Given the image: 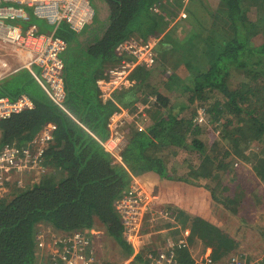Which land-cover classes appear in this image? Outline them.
<instances>
[{"label": "trees", "instance_id": "obj_1", "mask_svg": "<svg viewBox=\"0 0 264 264\" xmlns=\"http://www.w3.org/2000/svg\"><path fill=\"white\" fill-rule=\"evenodd\" d=\"M101 1L108 8L107 15H102L101 21L93 20L83 43L75 36L81 32L72 33L65 25L54 30L67 45L72 41L76 44L68 45L62 57L68 114L38 100L33 111L0 121V149L7 145L21 148L46 124L56 127L54 139L43 154L46 172L24 186L17 180L7 182L6 193L0 196V264H53L37 239L40 233L50 230L70 234L90 230L96 222L104 226L106 235L127 257L131 256L133 249L122 238V227L112 206L132 177L145 173L201 186L214 198L226 193L220 204L240 213L245 191L233 194L222 181H236L231 178L237 174L234 165L244 160L247 147L254 141L264 142V0L257 4H253L256 0H220L216 14L207 11L208 18L204 17L203 22L193 9L196 0ZM245 1L251 9L245 10ZM165 3L177 4L176 10L167 14ZM180 11L187 17L175 21ZM151 37H160L154 49L156 64L157 56L168 61L172 55L182 53L188 59L183 62L181 75L174 72L165 78L160 76V86L173 92L172 98H165L160 86L152 95L143 92L156 64L149 69L136 68L130 75L136 85L114 95L123 108L154 99L145 131L128 132L120 162H115L91 136L106 137V122L117 109L113 103L98 101L95 81L107 67L121 60L116 56L118 45ZM194 100L199 103L194 105ZM222 109L245 115L246 119L238 118L233 124ZM197 110H202L206 120L216 123L220 130V138L211 148L201 138L204 126L195 122ZM246 132L253 136L244 137ZM189 153L198 158L195 163L183 161L180 174L171 160L177 154ZM251 156L256 162V175L264 180V150L254 147ZM192 179L205 184H195ZM181 220L180 224L189 230V245L198 240L206 248L213 247L210 263L235 250L236 243L213 225L195 217L187 227L186 219ZM176 256L179 264L193 262L189 250L177 251ZM134 263L148 264V259L140 251Z\"/></svg>", "mask_w": 264, "mask_h": 264}, {"label": "built area", "instance_id": "obj_2", "mask_svg": "<svg viewBox=\"0 0 264 264\" xmlns=\"http://www.w3.org/2000/svg\"><path fill=\"white\" fill-rule=\"evenodd\" d=\"M25 9L30 10V13ZM31 14L54 29L50 33H41L37 26L29 22ZM93 16L94 11L87 0H0V43L13 46L22 56L28 55L25 68L35 65L41 69L44 80L42 86L49 103L67 114L62 75L64 64L60 57L67 49V43L56 36L54 30L65 25L72 33L78 34ZM16 22L26 23L27 29L24 31L22 26H16ZM159 40L160 37H151L146 41L134 38L121 43L115 49L116 56L121 60L115 66L107 67L95 81L98 101L113 103L117 109L106 122V138L100 140L92 134L91 136L115 162H120V152L126 144L127 125L134 123L137 132L145 131V125L143 123V127L141 122L145 121L146 115L148 117V110L154 99L148 98L145 102L138 101L129 108H123L116 103L114 95L118 90L132 87L134 82L130 75L136 68L152 67L156 57L154 49ZM34 108L35 102L27 95L0 97V121L33 111ZM195 122L200 125L207 123L202 110L197 112ZM55 130V125L46 124L25 146L17 148L7 145L0 149V191L5 189L12 176L21 184L17 177L20 180H29L33 171H37V175L46 172L43 154L52 143ZM160 204L159 194L134 176L126 191L114 201L113 215L122 227V238L135 254L146 245H153L150 243L152 234L144 228V217L149 210ZM164 214L168 216L167 213ZM164 214H160L161 217ZM93 232L80 230L70 234L57 233L48 245V249L51 246V254L48 255L53 264H92L94 244L98 238V234ZM188 236V231H182L180 237L184 238L168 240L162 246L148 251V264H179L176 251L188 247L185 240ZM44 238L42 234L37 237L40 245L46 248ZM204 259L206 263H210L209 256ZM238 259H232L231 262L244 264L241 258Z\"/></svg>", "mask_w": 264, "mask_h": 264}, {"label": "rangeland", "instance_id": "obj_3", "mask_svg": "<svg viewBox=\"0 0 264 264\" xmlns=\"http://www.w3.org/2000/svg\"><path fill=\"white\" fill-rule=\"evenodd\" d=\"M87 1L89 2L90 6L92 7L94 11V14L96 15L95 20L97 21L103 20L102 15L104 16L107 6H105L101 0H87ZM219 3H220V0H196L195 4H193L194 5L193 9L195 11L196 16L202 17V22H203L205 21L206 18H208V15H207L209 14L208 12H210L213 16L216 14V9L219 7ZM255 3L257 4L258 0H256V2H254L253 4ZM244 4L246 7L245 10H247V8L249 9L252 8V6H250L248 2L245 1ZM176 5L177 4L173 6L172 5L168 6V4L165 3L163 6V10H165L167 14L168 13L172 14L176 10ZM183 17H187L186 13L180 11L178 16L175 17L176 18L175 21L184 19ZM7 23L14 24V22H7ZM40 26L42 27V25ZM52 30L53 28L48 27L46 25H44V27L41 29L42 32H46V33H50ZM75 36H76L77 42L79 41V43H83L84 41L83 34L80 36H77V35ZM182 38H185L184 33H183ZM68 45L69 47H72L73 45L75 46L76 44L72 41V44H68ZM68 45H67V48H69ZM63 55L64 53L60 55L61 59ZM157 57L159 58L158 59L159 62L156 64V60H157L156 58L153 64V65L155 64L156 65L155 67L152 68V73L147 78L150 81L148 82L147 85H145V87H143V92L148 93L149 95H152V91L161 85L159 79L162 74H163L161 76L162 78H165V76H168L169 73H174V72H177L178 75H181V73L184 72V69H185L183 62H185L188 59V57L185 58V56H183L182 53L180 54L177 53V54L172 55L171 57H169L168 61L166 59H160L161 57L159 56ZM135 85H136V82H134L132 86H135ZM126 89H128V87ZM122 90H125V89L118 90L115 93V95L121 93ZM159 90L163 93V96L165 98L168 97L167 95H169L172 98V95L174 94L173 92L171 93V91H167V90L164 91L162 89V86L159 87ZM66 93L67 92L65 91V95L67 98ZM6 94L7 93L2 88H0V97H5L8 95ZM143 97L144 96H140V98H143ZM169 100H172L171 102H173V99L169 98ZM142 101L145 102V99H143ZM198 103L199 101L194 100V105ZM65 106L67 107V104H65ZM263 108L264 107H262V109ZM198 111L199 110H197V112ZM222 111L229 118V120L233 122V124L235 122L237 123L239 119L241 120L246 119L245 115H240V116H238V114L234 115V113H229L225 109H222ZM149 122L150 121H148V117L146 115L145 121H142L141 125L143 126V123H144L145 128H146ZM203 126H204V130H203V134L201 135V138L207 144V148H211L212 145L219 140L220 130L218 128V125L216 123L210 122L209 119L207 123ZM132 129H135V125L134 123H129L127 125V132H129ZM245 136L252 137L253 135L251 134V132H246L244 137ZM254 147L262 148L264 150V142L258 143L254 141L252 145H249L247 147L249 149L247 153H245L244 160H239L240 162L237 161V165H234L235 166L234 168H236L237 170V174L232 176L231 178H234L236 181H234L231 184H227V180L222 181L223 185L229 188L228 191L232 190L233 194L239 191L241 192L245 191L244 193L246 196L244 197V200L241 206L239 207L240 213L235 214L234 212L227 210L220 204L221 202L220 200L221 199L223 200L225 198L226 193H224V195H216L214 198L208 189H205L201 186H196L190 183H184L185 185L184 186L182 185L183 193H186L187 191H190V190L194 192H198V191L202 192L201 190H203L204 192L206 191L208 194H210V196L208 195L210 198L207 197V201H209V199L211 200L212 206L210 209H211V212L213 211L212 215H214V218H215L214 221L218 220V222L221 225L220 229L217 227L216 228L219 229L224 234L228 235L236 243V248L233 252L227 255V257L222 258L220 261L215 262L214 264H236V263H232L231 260L238 259V258L240 259L241 256L243 258L244 264H254L255 261L259 262L258 264H264V180L258 178V176L256 175V170H255L256 162L252 161L254 158L251 156V152ZM197 158L198 156L192 153H189L188 156L177 154L172 158L171 162L172 163L174 162V166L173 164L172 166L178 169L177 172L181 174L182 171L179 169H181V167L185 164V163L183 164L182 162L183 161H194L195 163ZM186 166H187V170L185 172L188 173L190 168L188 167L187 164ZM183 172H184V169H183ZM31 174L32 175L30 176V178L33 179L32 182L36 181L39 178V175H37V171L31 172ZM14 177L15 176H12L11 178H14ZM177 177L178 175H175V178ZM11 178L9 179L10 183L13 181ZM17 179L20 181L19 177H17ZM192 180L194 181L195 184H205L204 181L197 182V180H194V179ZM32 182H29V183H32ZM25 183L26 182H21V185L24 186ZM5 190L6 189L0 191V196L6 193ZM168 191H165L164 189L161 192L162 193L161 195H163L164 200H165L164 192L167 193ZM179 194L182 195L180 192ZM185 196L187 197V195ZM159 198H160V203H161L160 206H157L153 210H149L147 212V215L144 217V222H145L144 228L146 231H150V233L152 234L150 243L153 244L152 246L146 245L144 249L150 246L149 250H151L153 248L162 246L168 240L171 241V240H177L180 238H184V237H180V235H182V231H185L186 229L184 228L182 224H180L179 220L186 219V224L188 225L187 227H189L193 219H195L192 217H196V216L189 215V213L187 212L179 211L177 209V207L175 206L176 205L175 202H177L180 199H177L176 201L175 200L163 201L162 197L159 196ZM198 201L201 203V201H204V198L202 197L200 198V200L198 198ZM162 213L163 214L167 213L168 216L165 219H163L165 217V214L163 215L164 217H161L160 214ZM169 216H170V220L164 222V220L169 219ZM202 220L204 219L202 218ZM204 221L208 224H211L206 220ZM211 225H213L214 227L217 226L216 224H211ZM40 229L44 230V228H40ZM90 230L94 231L93 233L98 234L97 235L98 238L96 240V244H94V250H93L94 261H95L94 264H121L123 263V261H125L127 256L120 250V248L115 244L112 238L106 235L105 228L102 224H100L99 222H96V224ZM186 231H189V230L187 229ZM163 233L164 234L167 233V236L162 238ZM40 234H44V236L46 237L45 251H47L49 254L51 250V246H49L50 250L48 249L49 241L51 240V238H53L55 235H58L59 233L57 234L55 232H50V230H48ZM185 240L187 242L188 247L181 248L177 251L181 253H184V252L187 253V250L190 249L191 255L188 257H190V259L194 262L193 263L191 261L192 264H207L204 258L205 256H209L210 258V255L213 252V247L206 248L198 240H195L194 243H191L189 245V238L187 237ZM40 253L44 255V251ZM38 258L40 260L42 259V257H38ZM208 264H212V263H208Z\"/></svg>", "mask_w": 264, "mask_h": 264}, {"label": "crops", "instance_id": "obj_4", "mask_svg": "<svg viewBox=\"0 0 264 264\" xmlns=\"http://www.w3.org/2000/svg\"><path fill=\"white\" fill-rule=\"evenodd\" d=\"M107 10L108 8L105 10L104 16L107 15ZM27 11H26L27 13H30V10H27ZM95 16L96 15L94 14L93 19L88 24H86V26L83 28L81 33L78 34V36L83 34L84 38L86 39L87 35L90 33L89 31L92 30V22L93 20H95ZM29 22L33 23L38 28L40 27V25H46L43 21L34 18L32 14L30 15ZM25 24L26 23L24 22H16V26L18 25L22 26L23 27L22 29L24 31L27 29V26ZM42 33L44 34L46 32H42ZM27 61H28V55L22 56L18 54V51L15 48H13V46L2 45L0 43V88H2L8 94L6 95L11 98H15L23 94V95H27L30 98H32L34 102H37L38 100H44V101L49 102L47 94L45 93L43 86H42V83L44 80L41 76V69L35 65L31 66L29 69L25 68L24 64ZM136 178L142 183L150 185L151 189L153 190L155 189L154 191L160 194L159 196L162 197L163 201H166V200L176 201L177 199H180L177 202H175L176 204L175 206L177 207L179 211L187 212L189 213V215L196 216L197 218H200V219L203 218L204 220L208 221L211 224H216L217 226L215 227L220 229L221 225L218 222V220L214 221L215 218H214V215H212L213 211L211 212V209H210L212 206L211 200L209 199V201H207V197H209L210 194H208L206 191L204 192L203 190H201L202 192L200 191L194 192L190 190V191H187L186 193H183L182 185L183 186L185 185L183 182L160 179L158 175L154 173H145ZM14 180L15 178H13V181ZM32 180L33 179L30 178L29 180H20V181L21 182H32ZM164 189L165 191L169 190L167 193L164 192L165 200L163 199V195H161L162 194L161 192ZM179 192L182 195H180ZM185 195H187V197ZM202 197L204 198V201H201L200 203L198 201V198L200 200V198ZM166 217L167 216H165L163 219H165ZM192 218H195V217H192ZM169 220H170V216H169V219L164 220V222L169 221ZM165 236H167V233L162 234V238ZM149 249H150V246H148L146 249L143 248L140 251L143 255L146 256L147 252L150 251ZM151 250H154V248ZM134 254H135V251L133 250V253L131 254V256L126 257L125 261H123V263L121 264H135L134 258H133ZM190 255H191V250L189 249V256ZM255 263H258V262L255 261ZM144 264H147V263H144Z\"/></svg>", "mask_w": 264, "mask_h": 264}, {"label": "clouds", "instance_id": "obj_5", "mask_svg": "<svg viewBox=\"0 0 264 264\" xmlns=\"http://www.w3.org/2000/svg\"><path fill=\"white\" fill-rule=\"evenodd\" d=\"M146 129V128H145ZM144 132V131H143Z\"/></svg>", "mask_w": 264, "mask_h": 264}]
</instances>
